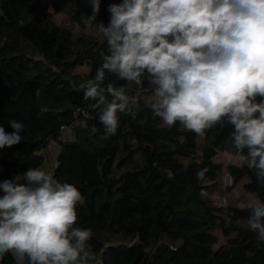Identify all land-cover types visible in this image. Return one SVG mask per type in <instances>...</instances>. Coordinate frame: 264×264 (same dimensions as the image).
Listing matches in <instances>:
<instances>
[{"label":"trees","instance_id":"1","mask_svg":"<svg viewBox=\"0 0 264 264\" xmlns=\"http://www.w3.org/2000/svg\"><path fill=\"white\" fill-rule=\"evenodd\" d=\"M121 2L100 0L91 20L90 0H0V126L9 133L10 120L25 126L21 143L0 150V181L23 182L20 175L40 168L54 141L60 151L51 174L84 198L75 226L92 230L93 264H264L247 205H217L210 195L227 172L231 188L244 181L264 202L254 170L216 160L234 152L232 126L217 125L203 137L179 123L165 126L148 107L145 80L135 115L120 113L116 135L105 139L95 101L76 87L102 64L108 46L99 24L107 26L109 5ZM107 83L136 94L114 74L106 73ZM76 108L87 113L80 115L84 125L74 124ZM66 126L69 139L62 138ZM0 264L15 261L8 254Z\"/></svg>","mask_w":264,"mask_h":264},{"label":"clouds","instance_id":"2","mask_svg":"<svg viewBox=\"0 0 264 264\" xmlns=\"http://www.w3.org/2000/svg\"><path fill=\"white\" fill-rule=\"evenodd\" d=\"M95 20L100 0H90ZM107 11L99 32L107 42L94 78L76 87L95 101L104 138L116 135L120 113L135 115L140 90L152 88L148 107L167 127L179 123L198 137L227 123L231 148L264 186V0H122ZM106 73L135 86L104 85ZM104 85V86H102ZM0 126V149L23 141L24 124ZM203 170L197 178L203 179ZM0 181V261L15 264H93L91 229L76 227L78 188L41 168ZM247 227L264 244V202L247 201Z\"/></svg>","mask_w":264,"mask_h":264},{"label":"rangeland","instance_id":"3","mask_svg":"<svg viewBox=\"0 0 264 264\" xmlns=\"http://www.w3.org/2000/svg\"><path fill=\"white\" fill-rule=\"evenodd\" d=\"M66 18V16H65ZM64 16L60 15L57 19L60 20H65ZM83 70H87V67H83ZM64 135H72L71 130H65ZM2 150V149H0ZM46 155L48 154V151H45ZM52 158H54L52 156ZM54 160V159H53ZM217 161L222 162L224 165H228L230 163H241L236 156H226L222 153L218 154L216 157ZM48 163H50L49 160H47ZM45 167H49L48 164H46ZM232 178L229 176L227 172L224 173V175L221 178V184L218 187L217 190L214 192H211V199L212 201L217 204V205H227V204H232V205H247V201L251 198L257 199L254 195L250 194L249 192H246L244 187H243V182H240L237 184L234 188H231L232 185ZM258 200V199H257ZM223 242V240L221 241Z\"/></svg>","mask_w":264,"mask_h":264},{"label":"crops","instance_id":"4","mask_svg":"<svg viewBox=\"0 0 264 264\" xmlns=\"http://www.w3.org/2000/svg\"><path fill=\"white\" fill-rule=\"evenodd\" d=\"M71 134L72 135H69V136L70 137H73L74 134H73V131L72 130H71ZM47 151H48V154L46 155V161H45V163L40 168L43 169V170H45V171H48V172L52 173V171H53V169H54V167L56 165L57 159H58V153L60 151V146L56 142L52 141L50 143ZM52 156L54 158H52ZM47 160H49L50 163H48ZM46 164H48L49 167H45Z\"/></svg>","mask_w":264,"mask_h":264},{"label":"built area","instance_id":"5","mask_svg":"<svg viewBox=\"0 0 264 264\" xmlns=\"http://www.w3.org/2000/svg\"><path fill=\"white\" fill-rule=\"evenodd\" d=\"M74 113H75V116L77 117L76 118V120H75V122H74V124L75 125H84L85 124V117H82V116H80L81 114H87L84 110H82L81 108H76V110L74 111ZM71 130L72 129V127L71 126H66V127H64V129H63V133H64V131L65 130ZM62 138L63 139H69V138H71L69 135H64V134H62Z\"/></svg>","mask_w":264,"mask_h":264}]
</instances>
